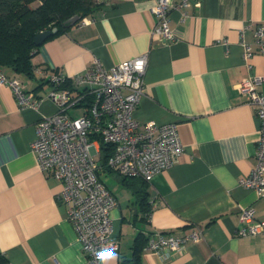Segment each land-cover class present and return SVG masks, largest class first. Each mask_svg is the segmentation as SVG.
<instances>
[{
	"label": "crops",
	"instance_id": "1",
	"mask_svg": "<svg viewBox=\"0 0 264 264\" xmlns=\"http://www.w3.org/2000/svg\"><path fill=\"white\" fill-rule=\"evenodd\" d=\"M180 2L170 0L173 39L154 32L156 0H96L80 22L39 46L31 59L34 76L0 66L40 98L20 108L11 89L0 84V253L6 264H87L57 198L62 185L40 169L31 149L37 120L56 110L46 95V73L73 79L95 59L109 69L142 54L143 89L132 117L175 123L183 151L146 183V211L136 195L140 180L100 170L116 199L110 217L118 240L117 250L102 262L134 264L138 235L184 236L199 229V240L166 257L141 244L139 264H264V234H234L244 225L242 209L252 208L256 219H264V197L238 181L254 166L259 134L254 107L237 90L244 78L261 76L258 89L264 94V36L262 51L254 37L256 27L264 26V0ZM242 43L252 51L247 60Z\"/></svg>",
	"mask_w": 264,
	"mask_h": 264
},
{
	"label": "built area",
	"instance_id": "2",
	"mask_svg": "<svg viewBox=\"0 0 264 264\" xmlns=\"http://www.w3.org/2000/svg\"><path fill=\"white\" fill-rule=\"evenodd\" d=\"M199 5V0H181V6ZM170 0H156L151 12L156 16L154 32L163 40L173 39L169 26ZM264 26L254 31L255 42L263 49ZM243 58L252 51L242 43ZM146 55L142 54L104 69L95 59L93 66L68 79L61 73L45 75L51 88L47 92L56 106L54 113L39 118L31 142L40 169L62 185L57 198L66 206L87 264H104L103 257L117 250L118 240L112 234L110 210L116 205L114 195L98 178L100 140L112 145L107 165L124 177L150 181L152 176L169 168L182 153L175 123L157 125L139 122L132 117L143 89ZM41 72V69L35 68ZM261 76H249L237 84L238 92L254 107L258 120L255 163L250 173L239 178V184L264 197V94L258 89ZM66 81L67 83L63 86ZM0 84L7 85L20 108L35 106L39 97L25 89L16 76L0 70ZM79 115H74V111ZM244 225L234 230L235 236L264 234V219L254 216L252 208L239 213ZM199 229L184 236L158 233L148 238L146 249L161 257L176 253L187 241H197Z\"/></svg>",
	"mask_w": 264,
	"mask_h": 264
},
{
	"label": "trees",
	"instance_id": "3",
	"mask_svg": "<svg viewBox=\"0 0 264 264\" xmlns=\"http://www.w3.org/2000/svg\"><path fill=\"white\" fill-rule=\"evenodd\" d=\"M96 4V0H0V66L9 67L13 71L26 76H34V67L31 59L38 50L33 42L35 34L45 29L56 28V33L68 28L63 22L71 16L78 15L80 22L84 16L89 14ZM75 23V24H76ZM50 37V36H49ZM68 81L63 85L65 86ZM112 151L110 143L100 140V156L98 158L97 176L100 179V170L111 171L107 165V158ZM140 188L136 191L138 201L148 209L146 203V183L139 177ZM168 233V232H162ZM148 238L138 235L135 238L134 264H139V246L146 244ZM7 259L0 253V264H6Z\"/></svg>",
	"mask_w": 264,
	"mask_h": 264
},
{
	"label": "water",
	"instance_id": "4",
	"mask_svg": "<svg viewBox=\"0 0 264 264\" xmlns=\"http://www.w3.org/2000/svg\"><path fill=\"white\" fill-rule=\"evenodd\" d=\"M78 19H79V16L77 14L74 16H71L70 18L66 19L63 22V26L65 28L71 27L78 21ZM55 32H56V28L41 30L40 32L34 35L33 37L34 44L36 46H40L45 41V39H47L49 36H51Z\"/></svg>",
	"mask_w": 264,
	"mask_h": 264
},
{
	"label": "rangeland",
	"instance_id": "5",
	"mask_svg": "<svg viewBox=\"0 0 264 264\" xmlns=\"http://www.w3.org/2000/svg\"><path fill=\"white\" fill-rule=\"evenodd\" d=\"M73 114H74V115H79V111H76V110H75V111L73 112Z\"/></svg>",
	"mask_w": 264,
	"mask_h": 264
}]
</instances>
